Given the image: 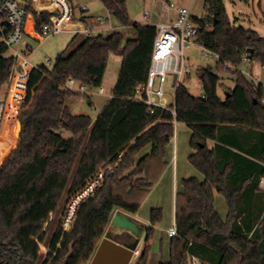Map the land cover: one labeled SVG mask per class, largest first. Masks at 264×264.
<instances>
[{"label":"trees","instance_id":"16d2710c","mask_svg":"<svg viewBox=\"0 0 264 264\" xmlns=\"http://www.w3.org/2000/svg\"><path fill=\"white\" fill-rule=\"evenodd\" d=\"M99 1L133 35L77 34L51 67L41 65L30 72L17 115L20 133L0 164V262L88 263L113 211L138 212L141 203L125 198L148 194L156 179L150 173L156 171L151 160L163 155L176 121L191 130L188 161L203 180H181L175 203L177 234L169 237L168 258L158 264H188L191 256L200 264H264V189L259 186L264 178V86L238 70L244 61L264 68V37L231 23L223 0H203L206 15L194 19L197 43L216 57L218 74L234 76V87L224 86L210 68H199L200 96L180 83L172 111L150 112L133 97L147 80L156 27L131 21L126 0ZM26 12L25 35L40 42L44 37L39 29L53 14L37 13L30 5ZM7 52L0 41V92L11 78L13 59ZM110 54L122 57L111 99L94 120L73 115L65 100L81 93L70 89L69 81L78 88L99 89ZM219 88L226 93L224 99ZM145 147L150 152L136 160ZM115 163L73 223L63 228L59 219H50L91 178ZM148 171L150 176L141 177ZM214 192L224 197L225 218L215 209ZM161 219V209H152L146 244ZM40 244L47 254L40 253ZM149 250L146 245L135 264H146Z\"/></svg>","mask_w":264,"mask_h":264},{"label":"rangeland","instance_id":"374dc122","mask_svg":"<svg viewBox=\"0 0 264 264\" xmlns=\"http://www.w3.org/2000/svg\"><path fill=\"white\" fill-rule=\"evenodd\" d=\"M76 1L79 2V5L87 3L90 12L98 13L105 17L103 9L99 6L98 3H96L95 0ZM168 3L180 5L189 9L192 17L195 19L203 18L206 15L203 0H126V8L128 14H131L133 16L132 18H134L135 21L142 22L145 21V18L151 17L154 14L156 15L161 12H165V6ZM223 7L228 19L235 26H241L246 29H250L257 32L260 36L264 37V0H223ZM117 23H119L117 20L111 18L112 25H115ZM132 35L133 33L130 32L128 36ZM69 38V35L57 34L46 38L44 42H42V44H39V42L37 41H32V45L34 46L33 48H35V51L30 57L31 62L33 64H44L47 57L50 60L48 67H51L54 58L56 57L57 53H59L56 52V50L58 51V48L62 47L63 43H65ZM78 41L79 39L76 41V43ZM7 54L9 55L10 52H7ZM184 57L185 68L187 69V71L182 78L185 79V84L190 94L193 96H200L202 93V86L198 78L197 70L199 68H210L213 72L217 73L215 69L216 57L197 44L185 47ZM246 67L249 66H246V64L243 63L240 69H243V71H245ZM251 71L252 74L246 73L245 76L254 84L261 83L264 86V68L257 64H252ZM218 76L220 77L221 83L224 84V86H226L227 88L234 87V76L231 73L222 72L219 73ZM171 82L172 79L170 76H168L165 86L166 100L168 104H173L174 100L175 90ZM108 84V82L105 83V86H108ZM218 95L221 99L225 98L226 93L223 88L218 89ZM100 101L101 100L98 99V97H96L95 95L84 96L83 94H81L66 99L65 104L73 115L84 114L93 118L102 107L100 106ZM188 132L190 134V130L186 125H181L177 129V137L179 138V156L177 173L176 171L174 172V174H176L175 180H173L172 177L173 166H167L163 176L160 179L152 180V187L150 188V190H148V194L144 198L140 194L134 195L133 199L131 196H127L125 198L126 201L132 202L137 200L141 203L138 210L139 217L150 216L151 210L155 208H160L162 212V219L154 228V234L151 240L153 242L150 246L146 264H158L161 260H166L168 258L169 238L167 237V234H165V232L167 233V230L174 226L176 195L181 189V180L183 178L188 179L191 177H196L200 181L203 180V176L190 164L186 163L185 160H183V152L185 153V148L186 151L189 150V154L192 153L190 145L186 143ZM185 143L188 147H185ZM171 146L172 143H170V145L166 147L167 153L165 154V161H169L170 159ZM214 196L215 209L218 214L223 217L227 212L224 197L216 192H214ZM67 202L63 205L62 211H59L57 214L50 217L52 221L54 220L55 222L58 219L61 221L62 216L65 215L66 208H68L69 202ZM161 232L163 234V239L160 240L159 236ZM40 245V253L42 255L47 254V247L43 244ZM139 248L142 251L144 247L141 245L139 246ZM137 259L138 255H133L129 264H135Z\"/></svg>","mask_w":264,"mask_h":264},{"label":"crops","instance_id":"0c3cea01","mask_svg":"<svg viewBox=\"0 0 264 264\" xmlns=\"http://www.w3.org/2000/svg\"><path fill=\"white\" fill-rule=\"evenodd\" d=\"M60 1L62 3H60L56 0H43V2H41L39 0V4L40 3L41 4L40 5L38 4L37 8L35 7L38 10L37 12L52 13L53 14L52 16L57 15L58 9L65 8V11L67 10V15L65 16V19H64V29L62 32H60L58 34L69 35L70 38L65 43H63L62 47H59L58 51L56 50V52H59V53L62 52L66 48L67 44L71 41V39L75 35H77V34L83 35L82 33H80V31L83 29V26L85 24L93 25L94 28H96L97 30H100V34L106 35L112 31H124L126 33L127 37H131V36H128L131 32L128 28L124 29V27L121 26L119 23H117L115 25L111 24V18H113V17H111L108 14L107 10L105 9V7L102 5V3L99 0H95V1L103 9L105 17H103L102 15H100L98 13L90 12L87 3H83V4L79 5V2L76 0H72L71 3H69L67 0H60ZM165 7H166L165 12H161V13L156 14V15L154 14L151 17L145 18L144 19L145 21H142V22H137L134 20V18H132L133 16L131 14L130 15L128 14V15L131 17V21H133L137 24L151 25V26L156 27L158 24H166V23L173 21L176 18V14L173 11L169 10L167 5ZM98 20L102 21V24H98L97 23ZM54 35H57V34L45 36L39 42V44H42V42H44V40L46 38H48L50 36H54ZM32 41H34L32 38L25 35L24 43L20 44L17 47L18 51H20V52H24V51L28 52L27 53L28 55L26 57V65L24 66V71H23V69L20 68V69H18L17 73L11 74V77H12L11 84L7 83L1 88L0 95L6 97V111H5L4 120L0 126V164L2 162V158L4 157V155H6L12 149V147L15 145L16 140L18 138V135L20 133V124H19V121L17 120V115L20 111V105L25 99L26 84H27V81L29 78V74L34 68H37L41 65L46 64V62L44 64L43 63L33 64L31 62L30 57L32 56V53L35 51V48H33L34 46L32 45ZM63 46H64V48H63ZM59 53H57V54H59ZM47 60H49V58L46 57L45 61H47ZM121 62H122L121 55L110 54L109 59H108V63H107V68H106V71L104 74L103 83L99 89L90 90L87 88H78V85L76 83H74L73 90L80 91V93L83 94L84 96L95 95L96 97H98V99L101 100L100 106H102L99 109V111H100L112 97V91H113V88H114V86L117 82V79H118V75H119V71H120V67H121ZM243 63H245L246 66H249L250 68L246 67L245 71H243V69H240V67L243 65ZM243 63L238 67V70L242 71L244 75H246V73L252 74V71H251L252 70V64H249L246 61H244ZM247 64H249V65H247ZM107 82L109 84H108V86H105V83H107ZM180 83L183 84L187 88V86L185 84V79L181 78L176 83L175 86H173V84H172V86L174 87V90H176L177 85ZM187 90H188V88H187ZM174 97H175V92H174ZM170 105H174V100H173V104H170ZM91 106H93V105H91ZM68 110H69V108H68ZM98 112L92 118L93 120L96 118ZM79 115H84V114H79ZM181 125H185V124L182 122H176V121L173 123L174 131H173V138L170 141V143H172V146H171V150H170L169 161H165V158H166L165 154L167 153L166 147L169 146L170 143L165 147L164 153L161 157H158L156 159L152 158L153 160H151L150 166H154V169L156 168V171H152V172L150 171V173H152V175L155 174L157 176V177H155L156 178L155 180L160 179L163 176L167 166H171V165L173 166L172 177H173V180H175L176 174H174V172L176 171V173H177L178 156H179V152H178V150H179L178 149L179 138L177 137V129ZM68 135L69 134H67V136ZM190 137H191V130H190V134L188 132V136H187V140H186V143H188V145H190L189 144ZM208 146H209V148L211 147V142H208ZM185 147H188L187 144L185 145ZM149 152H150V147H145L137 155L136 160L140 159L142 156L148 154ZM192 152H193V150H192ZM190 154H189V150L186 151V148H185V153L183 152V160H185V162L188 164H190L188 161V157ZM147 173L148 174L143 173V175L141 177L145 178L146 175L150 176L149 171ZM184 179L185 178H183L182 180H184ZM259 186L261 189H264V178H262L260 180ZM214 199H215V196H214ZM224 202H225V200H224ZM225 207L227 208L226 203H225ZM226 214H227V212L225 213V215L222 218H225ZM113 219H115L117 221H115V222L113 221V223L110 225V222ZM122 221H128L129 223H131L132 224L131 229L122 227L121 226ZM110 222H109L105 232H107L108 227L110 225L109 233H110L113 241H115L116 243H118L120 245H126V244L136 242L135 251H137L138 253L135 254V252H134L133 255H139L140 254L141 249L139 248V246H141V245L143 247H145L146 245L151 246L153 241H150L147 244L144 242L145 229L150 226L149 216L148 217H139L138 212L136 214H129V213H127L121 209H115L111 215ZM174 223H175V211H174ZM165 234H166V232H165ZM159 238H160V240L163 239L162 232L160 233ZM168 242H169V239H168ZM90 261L88 263H90Z\"/></svg>","mask_w":264,"mask_h":264},{"label":"built area","instance_id":"2783aa9c","mask_svg":"<svg viewBox=\"0 0 264 264\" xmlns=\"http://www.w3.org/2000/svg\"><path fill=\"white\" fill-rule=\"evenodd\" d=\"M35 0H22L25 6L20 5L16 0H0V41L5 45L10 56L13 59L11 74L17 73L18 69H23L26 65L27 51L20 52L17 47L24 43L25 25L27 19L26 7L30 5L35 11ZM43 2V0H40ZM169 10L176 14V18L166 24H158L156 26V35L153 42L152 56L150 68L145 84L137 86L133 100L145 104L150 112L154 108L171 110L172 106L166 100V82L167 77L176 76V83L184 77L187 69L185 68L184 49L189 45H199L206 50L202 45L197 43V27L195 18L192 17L190 10L168 3ZM84 8V7H83ZM41 13V12H37ZM67 15V10L61 8L57 10L56 16L49 17L48 23L43 24L39 31L43 37L53 34H58L64 29V19ZM102 24V21H97ZM84 36L96 35L100 33L93 25L85 24L80 31ZM50 63L46 61V66ZM12 77L8 84H11ZM74 81L70 80L68 87L73 89ZM174 86V85H173ZM264 104V99L262 100ZM6 110V97L0 95V126L4 120ZM117 163L108 167L105 171H100L91 178L85 186L76 192L69 200L68 208L65 215L62 216L61 222L63 228H67L69 224L76 219L77 213L83 203L94 197L96 192L101 188L104 182V173L111 171ZM67 202V203H68ZM168 237H174L177 234L176 226L167 230ZM41 245H39L40 247ZM48 253V250L47 252ZM138 252L135 251V254ZM0 264H7L0 262ZM188 264H200L195 257L189 258Z\"/></svg>","mask_w":264,"mask_h":264},{"label":"water","instance_id":"95a60500","mask_svg":"<svg viewBox=\"0 0 264 264\" xmlns=\"http://www.w3.org/2000/svg\"><path fill=\"white\" fill-rule=\"evenodd\" d=\"M20 5L25 6L22 0H16ZM249 52H251L249 50ZM172 84L175 86L176 76H173ZM19 136V135H18ZM115 219L111 220L110 225ZM109 225V227H110ZM121 226L124 228L132 227V224L128 221H122ZM104 233L103 238L97 245L95 252L91 258L90 264H129L130 260L135 252L136 242L120 245L112 240L109 233L110 228Z\"/></svg>","mask_w":264,"mask_h":264},{"label":"bare ground","instance_id":"6f19581e","mask_svg":"<svg viewBox=\"0 0 264 264\" xmlns=\"http://www.w3.org/2000/svg\"><path fill=\"white\" fill-rule=\"evenodd\" d=\"M38 1H39V0H35V2H34V7H36V8L38 7ZM56 1L62 3L60 0H56Z\"/></svg>","mask_w":264,"mask_h":264}]
</instances>
